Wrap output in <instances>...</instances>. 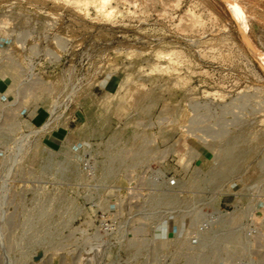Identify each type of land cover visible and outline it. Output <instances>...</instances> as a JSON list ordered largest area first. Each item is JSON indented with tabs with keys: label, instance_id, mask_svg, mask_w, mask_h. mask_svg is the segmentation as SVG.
Returning a JSON list of instances; mask_svg holds the SVG:
<instances>
[{
	"label": "rangeland",
	"instance_id": "1",
	"mask_svg": "<svg viewBox=\"0 0 264 264\" xmlns=\"http://www.w3.org/2000/svg\"><path fill=\"white\" fill-rule=\"evenodd\" d=\"M151 170L178 198L123 226L196 200L264 229V0H0V264H113L92 203Z\"/></svg>",
	"mask_w": 264,
	"mask_h": 264
},
{
	"label": "built area",
	"instance_id": "2",
	"mask_svg": "<svg viewBox=\"0 0 264 264\" xmlns=\"http://www.w3.org/2000/svg\"><path fill=\"white\" fill-rule=\"evenodd\" d=\"M81 151V172L87 177H93L97 170L96 163L87 147L84 146ZM165 177L162 172L151 170L144 176L145 190L138 187V181L131 179L123 187L105 196L110 201L109 207L96 201L92 203L95 214L93 237L95 243L98 240L96 246L99 250L101 247L103 250L117 249L113 264H196L199 261L206 264H258L252 250L255 242L264 236V229L258 219L251 216L237 225L230 220L229 228H241V233L236 236L234 255L227 252L228 246L225 244L219 245L220 250L212 253L211 249L215 245L213 239L222 223L223 213L225 216H232L230 211L221 206L214 207L209 204L210 207H207L202 205L207 203L191 200L183 209L159 208V218L149 228L123 226L121 216L126 212L129 216L136 213L148 214L150 211L145 210V204L157 198H178L176 193L166 189L168 183L173 186L176 181L173 178L166 180ZM175 217L183 219L181 224L174 222ZM164 223L171 224V233L159 236L154 224L158 226Z\"/></svg>",
	"mask_w": 264,
	"mask_h": 264
},
{
	"label": "bare ground",
	"instance_id": "3",
	"mask_svg": "<svg viewBox=\"0 0 264 264\" xmlns=\"http://www.w3.org/2000/svg\"><path fill=\"white\" fill-rule=\"evenodd\" d=\"M224 216H225V214L223 213V216H222V219H221V222H222V223H224L226 219H229V220H231L232 222H233V220H234V222H236V217H235V216H233V215H232V216H225V217H224ZM234 222H233V223H234Z\"/></svg>",
	"mask_w": 264,
	"mask_h": 264
}]
</instances>
